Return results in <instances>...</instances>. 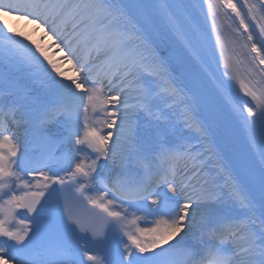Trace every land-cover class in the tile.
I'll return each instance as SVG.
<instances>
[{"label": "snow or ice", "instance_id": "obj_1", "mask_svg": "<svg viewBox=\"0 0 264 264\" xmlns=\"http://www.w3.org/2000/svg\"><path fill=\"white\" fill-rule=\"evenodd\" d=\"M0 15V264H264V0Z\"/></svg>", "mask_w": 264, "mask_h": 264}, {"label": "bare ground", "instance_id": "obj_2", "mask_svg": "<svg viewBox=\"0 0 264 264\" xmlns=\"http://www.w3.org/2000/svg\"><path fill=\"white\" fill-rule=\"evenodd\" d=\"M0 20H3L5 23L8 24L9 27L15 29L17 32H22L25 35L31 37L32 40H36L42 47H45V50L49 53L50 57L53 59L54 62L58 64L62 71L71 74V66L67 64V61L63 59V53H61L49 40L48 36L44 35V29L36 28L30 21H26L22 18H17L15 16H6L0 15ZM21 39L23 37H20ZM27 42L30 41L26 40ZM68 65V66H67ZM39 87V85H37ZM237 102L241 103L242 99L236 97ZM246 115V113H245ZM241 139L243 137L241 136Z\"/></svg>", "mask_w": 264, "mask_h": 264}]
</instances>
